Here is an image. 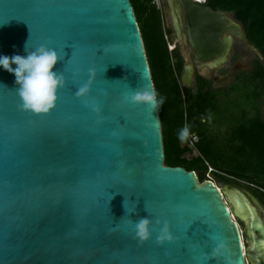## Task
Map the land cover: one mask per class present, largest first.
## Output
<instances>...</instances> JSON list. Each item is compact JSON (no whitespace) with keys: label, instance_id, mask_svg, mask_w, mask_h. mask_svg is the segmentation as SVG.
Returning <instances> with one entry per match:
<instances>
[{"label":"water","instance_id":"95a60500","mask_svg":"<svg viewBox=\"0 0 264 264\" xmlns=\"http://www.w3.org/2000/svg\"><path fill=\"white\" fill-rule=\"evenodd\" d=\"M166 4L197 69L226 63L233 39L258 52L226 13ZM27 41L58 52L53 70L66 85L37 116L21 110L14 76L0 70V264H264V223L246 196L232 192L250 217L233 213L251 240L245 256L217 186L164 166L158 110L127 103L134 90H154L129 0H0V55H24ZM194 72L183 67L182 86ZM141 218L152 221L142 244L129 227ZM164 222L172 240L158 244Z\"/></svg>","mask_w":264,"mask_h":264},{"label":"trees","instance_id":"16d2710c","mask_svg":"<svg viewBox=\"0 0 264 264\" xmlns=\"http://www.w3.org/2000/svg\"><path fill=\"white\" fill-rule=\"evenodd\" d=\"M137 21L154 90L164 98L158 110L163 165L206 173L218 181L249 190L264 206V0H205L212 11L231 14L246 39L262 56L248 74L237 76L226 89L213 90L211 81L195 75L193 88L179 83L183 59L168 51L160 11L153 0H129ZM175 63H171V60ZM253 105L229 115L235 85ZM235 92V93H234ZM187 125L195 134L197 154L178 138ZM214 125L216 131H214ZM229 178V179H228Z\"/></svg>","mask_w":264,"mask_h":264},{"label":"clouds","instance_id":"9594fccd","mask_svg":"<svg viewBox=\"0 0 264 264\" xmlns=\"http://www.w3.org/2000/svg\"><path fill=\"white\" fill-rule=\"evenodd\" d=\"M24 52V55H0V70L14 76L15 90L21 110L37 116L48 114L57 103L58 92L66 85L65 76L60 71L53 70L61 61V57L55 49L46 45L30 49L28 41L25 43ZM89 92V84L86 83L78 88L75 95L78 98L86 97ZM126 101L132 105H142L156 110L163 105L164 98L159 96L155 90L141 89L134 90L131 95L126 97ZM93 110L97 111L98 109L94 107ZM189 135L190 129L185 125L179 131L178 138L180 141H185ZM123 207L128 217L135 214V208L130 211L125 206V200ZM145 210L147 211L146 204ZM157 223L159 224V222ZM151 226L152 221L148 218H141L136 222L129 219L133 237L141 244L151 238ZM171 240L168 224L164 222L159 227L156 242L163 244Z\"/></svg>","mask_w":264,"mask_h":264},{"label":"rangeland","instance_id":"374dc122","mask_svg":"<svg viewBox=\"0 0 264 264\" xmlns=\"http://www.w3.org/2000/svg\"><path fill=\"white\" fill-rule=\"evenodd\" d=\"M167 0H153V3L155 7L160 11L161 17H162V24L163 29L169 33L165 35L166 41L169 43V48L172 46H176V49L180 53L182 59H183V67L188 63L190 65L192 64V61L189 58V55L191 53V49L188 47L187 44L182 43V40L176 35V33L173 30L172 26V18L171 14L168 11V7L166 4ZM229 18H232L233 16L231 14H227ZM252 46V45H251ZM175 49V50H176ZM169 51V50H168ZM184 57L186 58H183ZM258 59V52L254 51L249 45H246L245 43L233 39V43L230 49V54L227 58L226 63L223 65L217 67L214 70H209L205 67L201 69H195L194 76L192 77V83L190 87H185L188 89L193 88V82L195 75H200L206 80L211 81L212 86L211 88L213 90H222L226 89L230 84H232L235 77L246 75L250 72L252 67V61ZM171 63H175V60H171ZM183 70V69H182ZM182 74V73H181ZM181 77V75H180ZM181 85V82H179ZM182 86V85H181ZM184 87V86H182ZM243 87L241 84L235 85V91L237 93L233 94L231 96L232 103L230 108V113H232L233 116H237L239 112H241L242 109L245 107H248L249 105H253V101L251 99H247L244 97L246 91H243ZM217 126L214 125V131H216ZM198 181L202 182L204 180H211L218 189L222 193H224L223 200L228 207L230 213L232 214V220L237 223L240 235L244 240V245L246 247V250L249 247V237L247 234V231L245 229L244 223H242L234 214L232 209V204L229 198L225 195V191L233 192L234 190H238L242 194L246 196L252 207H254L260 216L262 222L264 223V206L263 204L254 197V195L249 191L245 189V183H241V186H235L231 183H222L218 181L212 174H209V169H207L206 173L200 172L196 173ZM229 179V178H228ZM250 196L254 197L256 200V204L252 203L250 200ZM246 264H249L246 261Z\"/></svg>","mask_w":264,"mask_h":264},{"label":"bare ground","instance_id":"6f19581e","mask_svg":"<svg viewBox=\"0 0 264 264\" xmlns=\"http://www.w3.org/2000/svg\"><path fill=\"white\" fill-rule=\"evenodd\" d=\"M192 1H194V2H196L197 0H192ZM219 191H220V189H219ZM221 192V191H220ZM222 193V192H221ZM226 194H228V195H230V201H231V204H232V209H233V213H237L238 214V216L241 218V220L243 221V222H245V223H248L249 222V220H250V217H249V214H248V212H246V210L245 209H241V211H239L236 207H235V203H234V201H232V200H235V201H237V200H239L238 199V195L237 194H233L232 192H229V191H226ZM222 195L224 196V194L222 193ZM232 215V214H231ZM241 241H242V248H243V252H244V255L246 256L247 255V250H246V247H245V245H244V240H243V238L241 237ZM249 245H250V247L249 248H251V240H250V238H249Z\"/></svg>","mask_w":264,"mask_h":264},{"label":"built area","instance_id":"2783aa9c","mask_svg":"<svg viewBox=\"0 0 264 264\" xmlns=\"http://www.w3.org/2000/svg\"><path fill=\"white\" fill-rule=\"evenodd\" d=\"M196 2L198 4H200V5H202V6H204V4H205V0H197ZM175 49H176V46H172V47L168 48L169 52H172ZM197 141H198V139H197L196 135L195 134H190L189 137L185 140L184 144L190 150H192L195 154H197V150H196V147H195ZM211 172H215V171H213L212 169L209 168V173H211Z\"/></svg>","mask_w":264,"mask_h":264},{"label":"flooded vegetation","instance_id":"af4514ba","mask_svg":"<svg viewBox=\"0 0 264 264\" xmlns=\"http://www.w3.org/2000/svg\"><path fill=\"white\" fill-rule=\"evenodd\" d=\"M182 25L184 26V22L182 21ZM184 32H185V30H184ZM182 43H185V44H187L188 45V47L190 48V46H189V44L187 43V42H182ZM191 49V48H190ZM189 58L191 59V60H193L192 61V66H193V68L194 69H197V64H198V62L195 60V58L193 57V54H192V51H191V53H190V55H189ZM211 86H212V84H211Z\"/></svg>","mask_w":264,"mask_h":264},{"label":"snow or ice","instance_id":"6c2138e0","mask_svg":"<svg viewBox=\"0 0 264 264\" xmlns=\"http://www.w3.org/2000/svg\"><path fill=\"white\" fill-rule=\"evenodd\" d=\"M54 110V109H53Z\"/></svg>","mask_w":264,"mask_h":264}]
</instances>
